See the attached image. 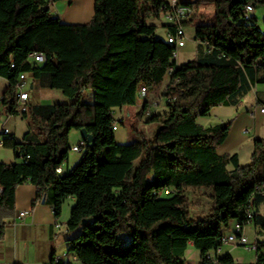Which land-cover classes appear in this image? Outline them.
<instances>
[{"label": "trees", "instance_id": "1", "mask_svg": "<svg viewBox=\"0 0 264 264\" xmlns=\"http://www.w3.org/2000/svg\"><path fill=\"white\" fill-rule=\"evenodd\" d=\"M56 1L0 0V78L7 82L1 106L30 128L21 141L12 134L2 140L18 162L0 163V241L15 216L16 189L25 182L35 188L32 205L46 195L56 218L73 198L67 253L81 264H184L189 243L207 264L230 224L264 233L258 213L264 139H253L250 162L240 165L236 154L217 153L231 121L209 128L197 123L264 84V30L255 16L242 19L245 5L264 10V0H179L191 10L183 26L194 25L193 39L204 50L180 65L176 48L156 38V26L147 23L169 10L168 0H94L86 24L60 22L50 13ZM204 4L213 6L211 20L195 23ZM33 54L44 62H32ZM22 73L43 80L67 102L27 103L21 110L16 83ZM166 77L161 96L168 111L149 117L158 124L152 137L118 144L113 109L134 106L140 87L151 91ZM82 129L91 142L81 138L78 161L56 174L67 162L70 132ZM188 188L211 189L208 210L198 218H189ZM47 264L70 263L53 256ZM216 264L235 263L223 253ZM254 264H264V241L257 242Z\"/></svg>", "mask_w": 264, "mask_h": 264}, {"label": "crops", "instance_id": "2", "mask_svg": "<svg viewBox=\"0 0 264 264\" xmlns=\"http://www.w3.org/2000/svg\"><path fill=\"white\" fill-rule=\"evenodd\" d=\"M93 12L94 0H58L50 6V13L65 24H86L92 18ZM263 17L264 13L262 14ZM159 20H161V17ZM210 20L211 18L204 22L209 23ZM147 23L153 24L150 19L147 20ZM161 23L163 26L166 25L164 21ZM258 27L264 30L263 23ZM164 29L167 36L168 27H164ZM180 64L176 63V65ZM28 80L32 81L29 104L52 105L67 102L61 96V93L51 90L43 80L34 79L31 76ZM167 82L164 81L163 85L159 87V93L149 91L150 97H148L147 91L145 98L136 100L134 106L113 109L114 118L118 117L121 121L120 124L127 129V134L121 137H117L115 134L119 129L114 132L118 144H128L134 141L133 134L137 132V122H147L151 115H165L167 113L166 99L161 96ZM0 83H3L0 92V130L3 128L8 129L15 140L21 141L23 135L30 128L28 123L23 121L20 116H10L3 110L1 98L7 87V82L0 78ZM87 95L90 97L89 93ZM236 101L237 104L211 109L208 118L204 117L208 120L202 123L197 120V123L204 128H209L231 121L228 134L222 145L217 149V153L218 155L236 154L239 164L246 165L250 162L253 152V139H264V114L260 112V109L264 107V84L256 85L250 92L238 97ZM143 104H146V110L140 112ZM12 117L18 120H13ZM71 133L69 134V142ZM76 133L77 136L71 147L78 145L81 141L80 133L78 131ZM79 157H76L74 163L71 164L69 163V152L67 162L62 166L63 170H70ZM15 162L18 161L15 159L13 151L0 146V163L12 164ZM34 197L35 188L29 182H25L16 189L15 216L6 225L4 239L0 241V264H47L53 256L70 264H81L75 257L67 253L66 240L70 237V234L67 232L65 224L74 202L73 198L70 197L65 201L60 216L56 218L46 195L42 201L32 205ZM263 204L258 207L259 214H264ZM21 212H27V214L19 218L18 214ZM56 224L59 225L58 228H55ZM253 229L255 228L253 227ZM253 231L255 232V230ZM257 237L260 241H264V233L259 234ZM187 249H194L192 243L187 245ZM221 253L229 252L221 250ZM233 261L235 264H242L235 261V259Z\"/></svg>", "mask_w": 264, "mask_h": 264}, {"label": "rangeland", "instance_id": "3", "mask_svg": "<svg viewBox=\"0 0 264 264\" xmlns=\"http://www.w3.org/2000/svg\"><path fill=\"white\" fill-rule=\"evenodd\" d=\"M187 1H189V0H187ZM263 13H264V10L259 6H256V8H255V15L256 16L255 17L257 19V25L258 26H261L263 23V18H262ZM197 15H198V17L195 20V23H200V22H204L206 20H209L211 18V16L213 15V6L211 4H204V5L200 6L197 9ZM150 21H152V23L156 26V31H155L156 38H159L161 40H165L166 39L165 29L161 23L163 21V18L161 17V20L150 18ZM193 27H194L193 24L184 27L185 37H186L185 38V46L183 48L177 49L176 56L174 57V60L176 63L183 64L192 58L201 57L204 54L203 47L198 46L194 42ZM167 80H168V77H166L165 83L167 82ZM2 87H3V83H0V92H1ZM151 91H152V93L153 92L159 93L160 88L158 87V88H155ZM58 93L60 94L59 91H58ZM147 96L150 97L149 91L147 93ZM157 96H158V94H157ZM87 100H88V96L85 95L84 101L87 102ZM59 103H61V102H59ZM12 119L18 120L14 117H12ZM198 120H199V122L202 123L208 119L199 118ZM157 126H158V124L156 122H149V121L141 122V123L137 122V124H136L137 132H135V134H133V135L137 140H141L143 138L149 139L152 137ZM118 129L119 130L117 132H115L117 137H121L124 134H127V129L124 126H122L121 124H119ZM76 132L77 131L73 130L71 135H70V142H69L70 146L73 145L72 144L73 140L77 136ZM78 156H80V154L70 151L69 163H71V164L74 163L75 158ZM186 194L188 195L189 200L191 201L189 218L194 219V218L200 217L201 215H204L207 212L209 204H210L209 194H211V189L210 188H188L186 191ZM263 208L264 207H262V209ZM261 212H262V210H261ZM229 227H231V226H229ZM253 230H255V229H253L252 225H247L245 227V235L248 238V241L250 243H252L254 240V233H255V236H258L259 234H261L258 231L255 230V232H254ZM71 236L72 235H70V237ZM221 250L223 252L224 251L229 252L230 255L233 257V259H235V261H237L238 263L252 264L254 262V253L247 251L243 247H237V246L235 247V246L230 244V245H223L221 247ZM184 264H200V255L196 249H187L185 251Z\"/></svg>", "mask_w": 264, "mask_h": 264}, {"label": "built area", "instance_id": "4", "mask_svg": "<svg viewBox=\"0 0 264 264\" xmlns=\"http://www.w3.org/2000/svg\"><path fill=\"white\" fill-rule=\"evenodd\" d=\"M168 6L169 10L161 15L163 18V21L166 25L170 26L174 29V34H167L165 41L173 45L177 49L183 48L185 46V31L183 22L186 21L187 16L190 14L191 10L188 7H184L179 4V0H168ZM252 16H255V7L253 5H245L243 9L242 19L245 21H248L251 19ZM195 44H199L198 41H195ZM176 56V52L174 54ZM30 60L36 64H42L44 62V58L41 54H33L30 56ZM13 68V65H11ZM171 72V70H169ZM29 74L22 73L19 75L17 83H16V93H17V107L23 110L24 106L29 102L31 96V85L32 81L28 80ZM31 82V83H30ZM146 96V90L144 87H140L136 94V100H143ZM260 112L264 114V107L260 109ZM121 123L119 118H114L113 124H112V131L115 132L119 128V124ZM10 134L9 130L6 128H3L0 130V146H2V140L4 137L8 136ZM81 146H84V143L81 141L78 145L71 147L72 152L80 153L81 152ZM62 167H58L55 170L56 174H61L63 172ZM27 214V212H21L18 214L19 218L24 217ZM254 214V209L251 206L249 211L247 212V218L252 219ZM227 230L225 231L221 242L220 247H218L215 251H212L207 254V264H216L218 256H220L221 253V247L223 245H233L237 247H243L249 252L254 253V262L255 263V252L257 248V242L260 241L259 238L256 236L252 243L248 241V238L245 235V227L242 226L237 222H234L230 224ZM59 225H55V228H58ZM56 260H59L60 258H55Z\"/></svg>", "mask_w": 264, "mask_h": 264}, {"label": "water", "instance_id": "5", "mask_svg": "<svg viewBox=\"0 0 264 264\" xmlns=\"http://www.w3.org/2000/svg\"><path fill=\"white\" fill-rule=\"evenodd\" d=\"M238 4H244L246 2V0H235ZM80 136L82 139H84L87 143L91 142V137H89L85 131L82 129L79 131Z\"/></svg>", "mask_w": 264, "mask_h": 264}]
</instances>
